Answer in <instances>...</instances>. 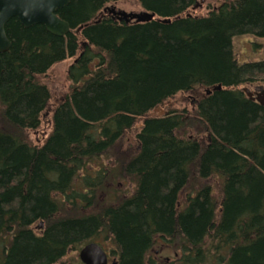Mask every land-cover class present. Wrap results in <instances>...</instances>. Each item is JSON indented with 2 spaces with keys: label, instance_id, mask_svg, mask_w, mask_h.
Listing matches in <instances>:
<instances>
[{
  "label": "trees",
  "instance_id": "1",
  "mask_svg": "<svg viewBox=\"0 0 264 264\" xmlns=\"http://www.w3.org/2000/svg\"><path fill=\"white\" fill-rule=\"evenodd\" d=\"M122 1L71 0L63 38L7 24L0 264H82L101 238L118 264H157L169 244L161 264H264V107L243 92L264 89V60L239 64L233 46L264 39V0L197 17V0H137L155 14L142 24L104 13ZM67 60L72 84L44 133L42 78Z\"/></svg>",
  "mask_w": 264,
  "mask_h": 264
},
{
  "label": "water",
  "instance_id": "2",
  "mask_svg": "<svg viewBox=\"0 0 264 264\" xmlns=\"http://www.w3.org/2000/svg\"><path fill=\"white\" fill-rule=\"evenodd\" d=\"M71 0H0V53L7 52L11 46L6 27L12 19H17L25 28L36 25L44 26L46 31L56 37H66L71 32L68 22L62 20L58 12L69 6ZM105 13L117 16L120 22L149 23L155 19V14L142 11L127 13L116 11L115 8H106ZM170 23L171 20H164ZM216 90H221L218 86ZM248 97L264 107V89L256 93H248ZM208 94L211 91L207 92ZM39 229H44L43 223ZM83 264H109L107 253L97 244H90L80 252Z\"/></svg>",
  "mask_w": 264,
  "mask_h": 264
},
{
  "label": "rangeland",
  "instance_id": "3",
  "mask_svg": "<svg viewBox=\"0 0 264 264\" xmlns=\"http://www.w3.org/2000/svg\"><path fill=\"white\" fill-rule=\"evenodd\" d=\"M226 0H205L204 5L201 9H198L196 15L204 16L207 15L209 11L212 9L218 8L222 3H224ZM115 8L117 10H122L127 13H139L142 11V9L139 7L137 0H126L119 3H116ZM209 10V11H208ZM234 46V53L236 55L237 62L239 64H245V63H251V62H260L264 60V39H258L254 38L252 36H244V37H237L233 41ZM73 65V60H67L65 62L59 63L52 67L49 72L45 75L44 78H42V81L45 85L49 88L52 99L51 103L48 105L46 111L44 112L43 116V125H42V131L44 133L48 132L51 127V121L53 117V111L58 104L66 95L67 90L71 87L72 82L69 80L68 77V71L69 68ZM198 96H201L200 91L195 92ZM186 97V96H185ZM187 98V97H186ZM178 100H183L181 97H177ZM185 103L186 107L190 110H192V107L195 105V101H197V98L195 95H188V98ZM190 100V101H189ZM180 104V103H179ZM38 137H40V134H37V141ZM36 144V142H34ZM116 181V180H115ZM113 182L117 184V188L121 190L123 188V184L120 182ZM121 184V185H120ZM127 185V182L124 183ZM129 191L123 192L122 194L126 195ZM120 194V193H119ZM102 238L99 239L97 242L100 244ZM101 245V244H100ZM104 250L107 251V253L110 254V262L111 261H117V256L113 255L114 247L110 241L106 242L104 240L103 245H101ZM175 247L173 245L169 244V246H160L157 245L151 252V260L157 262V264L167 263V258L174 257L175 254ZM150 260V259H149Z\"/></svg>",
  "mask_w": 264,
  "mask_h": 264
},
{
  "label": "flooded vegetation",
  "instance_id": "4",
  "mask_svg": "<svg viewBox=\"0 0 264 264\" xmlns=\"http://www.w3.org/2000/svg\"><path fill=\"white\" fill-rule=\"evenodd\" d=\"M198 1H201V0H198ZM198 1H197V3H198ZM197 3H196V4H197ZM113 19H114L115 21H118V20H117V17H113Z\"/></svg>",
  "mask_w": 264,
  "mask_h": 264
}]
</instances>
